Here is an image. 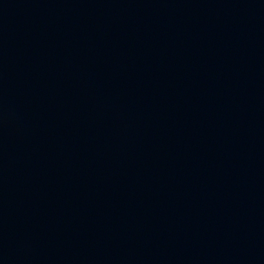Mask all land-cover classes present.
<instances>
[{"label": "water", "instance_id": "1", "mask_svg": "<svg viewBox=\"0 0 264 264\" xmlns=\"http://www.w3.org/2000/svg\"><path fill=\"white\" fill-rule=\"evenodd\" d=\"M125 0H0V264H105Z\"/></svg>", "mask_w": 264, "mask_h": 264}]
</instances>
